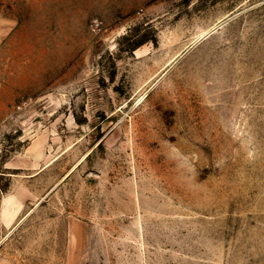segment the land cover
Wrapping results in <instances>:
<instances>
[{
    "label": "rangeland",
    "instance_id": "obj_1",
    "mask_svg": "<svg viewBox=\"0 0 264 264\" xmlns=\"http://www.w3.org/2000/svg\"><path fill=\"white\" fill-rule=\"evenodd\" d=\"M0 245L264 264V0H0Z\"/></svg>",
    "mask_w": 264,
    "mask_h": 264
},
{
    "label": "crops",
    "instance_id": "obj_2",
    "mask_svg": "<svg viewBox=\"0 0 264 264\" xmlns=\"http://www.w3.org/2000/svg\"><path fill=\"white\" fill-rule=\"evenodd\" d=\"M1 246V245H0ZM19 252H13V251H8V250H2L0 249V264H5L4 261H1L2 259H8L9 256H14L15 254L17 255Z\"/></svg>",
    "mask_w": 264,
    "mask_h": 264
},
{
    "label": "built area",
    "instance_id": "obj_3",
    "mask_svg": "<svg viewBox=\"0 0 264 264\" xmlns=\"http://www.w3.org/2000/svg\"><path fill=\"white\" fill-rule=\"evenodd\" d=\"M24 103L26 104V102H23V104H24Z\"/></svg>",
    "mask_w": 264,
    "mask_h": 264
}]
</instances>
